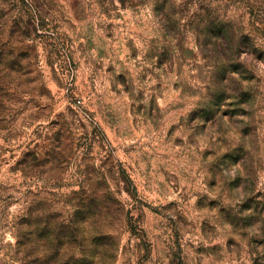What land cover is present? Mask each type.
<instances>
[{
  "label": "rangeland",
  "instance_id": "374dc122",
  "mask_svg": "<svg viewBox=\"0 0 264 264\" xmlns=\"http://www.w3.org/2000/svg\"><path fill=\"white\" fill-rule=\"evenodd\" d=\"M0 264H264V0H0Z\"/></svg>",
  "mask_w": 264,
  "mask_h": 264
},
{
  "label": "built area",
  "instance_id": "2783aa9c",
  "mask_svg": "<svg viewBox=\"0 0 264 264\" xmlns=\"http://www.w3.org/2000/svg\"><path fill=\"white\" fill-rule=\"evenodd\" d=\"M78 103H81V100L80 99H78V101H77Z\"/></svg>",
  "mask_w": 264,
  "mask_h": 264
}]
</instances>
